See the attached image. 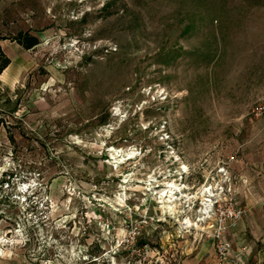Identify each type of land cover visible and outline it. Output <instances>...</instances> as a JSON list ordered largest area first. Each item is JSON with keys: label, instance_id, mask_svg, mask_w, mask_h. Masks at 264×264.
<instances>
[{"label": "rangeland", "instance_id": "374dc122", "mask_svg": "<svg viewBox=\"0 0 264 264\" xmlns=\"http://www.w3.org/2000/svg\"><path fill=\"white\" fill-rule=\"evenodd\" d=\"M22 31L38 45L0 43V264H217L230 207L233 251L264 260V0H0V36Z\"/></svg>", "mask_w": 264, "mask_h": 264}, {"label": "built area", "instance_id": "2783aa9c", "mask_svg": "<svg viewBox=\"0 0 264 264\" xmlns=\"http://www.w3.org/2000/svg\"><path fill=\"white\" fill-rule=\"evenodd\" d=\"M264 112V107L260 109ZM220 216V221L214 223V233L212 241L217 257V264H246L239 253L233 251L231 243L226 239L225 234L234 228L242 215V211L237 208H228L225 212L216 210Z\"/></svg>", "mask_w": 264, "mask_h": 264}, {"label": "trees", "instance_id": "16d2710c", "mask_svg": "<svg viewBox=\"0 0 264 264\" xmlns=\"http://www.w3.org/2000/svg\"><path fill=\"white\" fill-rule=\"evenodd\" d=\"M2 41H10L11 43H15L25 51L34 48L39 43L38 38L32 35L29 31L18 32L15 36L10 37L0 36V42ZM9 65L10 60L4 54L0 46V75Z\"/></svg>", "mask_w": 264, "mask_h": 264}, {"label": "bare ground", "instance_id": "6f19581e", "mask_svg": "<svg viewBox=\"0 0 264 264\" xmlns=\"http://www.w3.org/2000/svg\"><path fill=\"white\" fill-rule=\"evenodd\" d=\"M0 43H1V42H0ZM2 44H3V42H2ZM167 189H168V187H167ZM167 189H166V190H167ZM179 190H181V189H178L177 186H175V185L172 184V186H170V191L168 192L169 194H168V193L164 194V193L161 192L159 198L162 199L163 197H165V196L168 194V195H169V196H168V200L165 201V202H167L168 204H171L170 201H171V200L173 199V197H174V196H173L174 192H177V191H179ZM162 191H163V190H162ZM202 191H203V190H202ZM205 191H206V190H205ZM205 191H204V192H205ZM165 192H166V191H165ZM179 192H180V191H179ZM157 196H158V195H157ZM185 197H186V196H185ZM176 199H177V198H176ZM176 199H175V200H176ZM183 199H184V198H183ZM157 200H158V197H157ZM175 200H174V201H175ZM174 201H173V202H174ZM203 201H204V200H203ZM205 202H208V201L205 200ZM160 203H161V202H160ZM208 203H209V202H208ZM161 205H163V204H161ZM174 205H175V204H174ZM168 206H169V205H168ZM171 206H172V205H171ZM174 207H175V206H174ZM208 207H209V205H208L206 208H208ZM160 209H161V208H160ZM168 209H172V207H171V208L168 207ZM206 210H208V209H206ZM164 211H165V210H164ZM167 212H168V210H167ZM172 213H173V212H172ZM182 224H183V223H182ZM185 224H189V221L186 220ZM190 225H191V224H190ZM181 226H182V225H181Z\"/></svg>", "mask_w": 264, "mask_h": 264}, {"label": "crops", "instance_id": "0c3cea01", "mask_svg": "<svg viewBox=\"0 0 264 264\" xmlns=\"http://www.w3.org/2000/svg\"><path fill=\"white\" fill-rule=\"evenodd\" d=\"M228 238L230 239V238H231V235H230V236L228 235ZM231 242H232L233 248L236 249L235 247H237L238 245H235V244H234L233 239H231ZM214 251H215V250H214ZM214 253H215V259H216V262H217L216 252H214ZM248 260H249V258H248ZM252 261H253V264H259V263H261V262L264 261V260H263V256H254V257L252 258Z\"/></svg>", "mask_w": 264, "mask_h": 264}]
</instances>
